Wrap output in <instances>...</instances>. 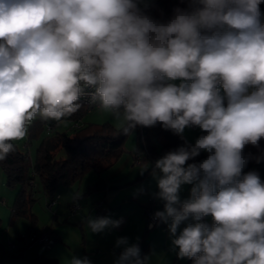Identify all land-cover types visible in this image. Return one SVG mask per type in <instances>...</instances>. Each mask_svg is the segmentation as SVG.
<instances>
[{"label": "clouds", "instance_id": "obj_1", "mask_svg": "<svg viewBox=\"0 0 264 264\" xmlns=\"http://www.w3.org/2000/svg\"><path fill=\"white\" fill-rule=\"evenodd\" d=\"M150 3L0 0V161L37 116L63 123L84 100L124 135L159 123L183 139L186 128L198 127L204 134L194 143L154 164L141 161L140 174L151 168L154 196L164 202L154 220L168 226L179 259L264 264V182L244 172L250 161H264V0H187L166 22L148 14ZM248 145L258 153H245ZM201 152L206 159L187 163ZM183 185L192 187L182 200ZM82 223L98 234L123 219ZM116 247L123 251L115 264L150 258L127 237ZM64 264L92 262L71 255Z\"/></svg>", "mask_w": 264, "mask_h": 264}, {"label": "crops", "instance_id": "obj_2", "mask_svg": "<svg viewBox=\"0 0 264 264\" xmlns=\"http://www.w3.org/2000/svg\"><path fill=\"white\" fill-rule=\"evenodd\" d=\"M176 83L178 84L179 81ZM81 120L82 123H108L119 127L110 114L102 112L98 107L89 109ZM134 131L132 143L126 145L124 143L120 156L101 172V178L110 187L109 189L89 190L88 184L95 181V173H88L73 185H58L55 188L58 200L50 205L49 197L45 195L41 183L34 186L32 196L35 201L30 207L36 220L33 226L27 218L13 219L12 205L16 198L17 187L6 185L4 173L0 170V246L17 250L18 255L20 254L7 264H31V258L36 256L50 259L51 264H64V259L71 255L87 256L92 264H115L123 251V247H116V241L121 237H127L129 244H137L140 238L144 237L147 242L144 257H150L146 264H173L174 262L188 264L187 258L179 259L178 250L172 249V238L166 224L158 222L151 229L145 226L144 208L150 198L155 202L158 211L163 210L164 202L154 196L159 189L150 175L151 168L143 175L140 174L141 161L154 164L164 154L153 157L141 155L139 161L134 163L137 144L136 129ZM202 134L204 133L194 126L186 128L183 137L194 143ZM30 141L32 140L26 142ZM38 145L39 142L37 148ZM31 164L33 165L34 161ZM259 176L264 182V175L259 174ZM191 187L192 185L182 186L180 191L182 200L189 198ZM76 193L80 195L74 201L73 196ZM72 202H78L79 207L71 214L68 208ZM44 204L46 208L43 207ZM87 216L122 218L123 223L118 228L94 234L90 232L86 224L82 223ZM203 222L211 226L213 220L211 216H208ZM186 223L180 226V230L186 226ZM30 231L48 232L53 240L49 245L29 244L26 238Z\"/></svg>", "mask_w": 264, "mask_h": 264}, {"label": "trees", "instance_id": "obj_3", "mask_svg": "<svg viewBox=\"0 0 264 264\" xmlns=\"http://www.w3.org/2000/svg\"><path fill=\"white\" fill-rule=\"evenodd\" d=\"M176 7H187V0H152L147 11L153 18L166 22L171 19ZM260 8L264 12V4H261ZM87 111V107H82L73 116L67 118L71 122L80 121L76 128L69 126L71 133L62 130L43 135L39 141L33 165L28 159L27 152L21 150L13 142L16 150L10 153L6 160L0 161V170L4 173L5 184L9 187H17L16 198L12 205L13 219L27 218L32 226L36 222L30 208L35 201L32 196L35 176L38 177L42 189L50 201L56 196L55 188L58 185H73L79 182L89 170L95 173V181L88 184L89 190L110 188L102 180L101 172L111 166L120 156L128 135L120 133L119 127L112 124L82 123L81 118ZM32 122L33 124L28 128L29 140L36 139L45 124L39 116ZM136 133V151L146 157L165 154L182 146L185 142L192 143L185 137L182 139L171 131L164 130L159 123L153 127L138 126ZM260 149L264 150V139L260 141ZM244 151L245 153H258V150L251 145L246 146ZM207 156L208 153L201 152L198 157L187 163H198L206 159ZM247 171H256L258 174L264 175V161L261 163L250 161L244 169V172ZM30 180L33 181L32 184L29 183ZM137 244L143 258L147 242L144 237H141ZM19 255L17 250L0 246V264H7ZM187 261L188 264H193L191 259L187 258ZM30 262L31 264L52 263L50 259L41 256L31 258Z\"/></svg>", "mask_w": 264, "mask_h": 264}, {"label": "built area", "instance_id": "obj_4", "mask_svg": "<svg viewBox=\"0 0 264 264\" xmlns=\"http://www.w3.org/2000/svg\"><path fill=\"white\" fill-rule=\"evenodd\" d=\"M83 107H87L88 110L93 108V107H97V106H89L88 103H87V100H84L83 101ZM80 124V121L77 120V121H73L71 127L72 128H76L78 127ZM54 125V121H49L46 123V127L49 128V127H52ZM194 127V126H193ZM27 144V142H25ZM134 163L138 162L140 157H141V154H139L137 151L134 153ZM30 184L33 183V181H29ZM57 195L52 198V200L50 201V205H53L56 201H57ZM78 202H72L70 205H69V208H68V211L69 213H74L77 211L78 209ZM158 211V209L155 207V202L153 201L152 198H150V200L148 201L147 205L145 206L144 208V215H145V226L148 228V229H151L153 227L154 224L158 223V221H155L154 220V214L155 212ZM151 225V227H150ZM52 238L50 236V234L48 232H34V231H30L27 238H26V241L30 244V243H36V244H46V245H49L51 242H52ZM173 264H178L177 262H174Z\"/></svg>", "mask_w": 264, "mask_h": 264}, {"label": "rangeland", "instance_id": "obj_5", "mask_svg": "<svg viewBox=\"0 0 264 264\" xmlns=\"http://www.w3.org/2000/svg\"><path fill=\"white\" fill-rule=\"evenodd\" d=\"M36 119V118H35ZM34 119V120H35ZM46 123L47 122H45V124H44V129H42L41 131H40V135L36 138V139H33L32 141H30L28 144H26L25 142H26V140L29 138V135H27L26 136V138L24 139V140H21V141H16V142H14L18 147H20L21 148V150H23V151H27V154H28V157H29V159H30V161L32 162V161H35V159H33L34 157H35V153H36V146H37V144H38V142L40 141V139L43 137V135H45L46 133H48V134H53V133H55L56 131H59V132H61V130H66L67 132H72V131H70V129H69V126H71L72 125V123L73 122H71V120H66L65 122H63V123H56V122H54V125L52 126V127H49V128H47L46 127ZM33 124V122H31L30 123V125L28 126V128L31 126ZM135 131H133L130 135H128L127 136V138H126V140H125V145L126 144H130V142L132 143V141H131V139H132V137H133V133H134ZM25 143V144H24ZM88 173H91V174H93V171L92 170H89L86 174H85V176H87V174ZM34 183H35V186L36 185H38V183H39V179H38V177H36L35 176V178H34ZM58 200V199H57ZM39 203H40V201H39ZM43 207H45V204L43 205ZM46 208V207H45ZM48 211V210H47ZM50 214V213H49ZM22 221H24V220H22Z\"/></svg>", "mask_w": 264, "mask_h": 264}]
</instances>
